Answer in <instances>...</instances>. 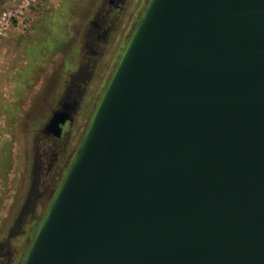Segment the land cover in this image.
Segmentation results:
<instances>
[{
	"label": "water",
	"instance_id": "95a60500",
	"mask_svg": "<svg viewBox=\"0 0 264 264\" xmlns=\"http://www.w3.org/2000/svg\"><path fill=\"white\" fill-rule=\"evenodd\" d=\"M21 264H264V0L148 1Z\"/></svg>",
	"mask_w": 264,
	"mask_h": 264
},
{
	"label": "rangeland",
	"instance_id": "374dc122",
	"mask_svg": "<svg viewBox=\"0 0 264 264\" xmlns=\"http://www.w3.org/2000/svg\"><path fill=\"white\" fill-rule=\"evenodd\" d=\"M148 1H126L122 17L117 12L114 22L121 21L120 42L117 31L109 43L98 45L93 57L86 49L88 24L100 17L105 0H0V247L9 246L11 264L23 261L55 194L44 209L24 220L23 235L10 236L37 185V133L70 84V74L89 63L91 71L98 67L89 87L90 105L81 113L82 140L119 60L118 45L124 46L125 36L129 39Z\"/></svg>",
	"mask_w": 264,
	"mask_h": 264
},
{
	"label": "flooded vegetation",
	"instance_id": "af4514ba",
	"mask_svg": "<svg viewBox=\"0 0 264 264\" xmlns=\"http://www.w3.org/2000/svg\"><path fill=\"white\" fill-rule=\"evenodd\" d=\"M107 7L104 8L98 19L89 21L88 37H87V54L97 56L98 45L102 42H108L110 36L115 35L118 31V43L121 40V21L114 23L116 13L118 18L122 17L125 10L127 0H105ZM111 33V34H110ZM128 38V36H125ZM123 46V42L118 45V57L122 53L128 39ZM109 43V42H108ZM97 67L94 70L89 63L79 66L70 74V84H68L64 93L57 102L55 108L52 109L51 115L43 128L37 133V140L40 142L37 148V159L35 162V172L37 178L36 188L33 189L28 199V205L24 207L23 219L18 223V230L13 231L10 236L20 237L23 235L22 225L28 216L40 209H44L46 204L50 203V199L60 185L66 171L68 170L78 145L81 142V136L84 132V116L81 115L83 108L90 105L87 97L91 81L95 78ZM88 108V107H87ZM56 114L67 116V120L61 125L59 136L54 134V128L48 129V126ZM82 118V121H78ZM83 123V128L82 127ZM34 220V219H33ZM35 224V223H33ZM25 237V236H23ZM9 248V246H6ZM7 248V249H8ZM0 247V264H11L14 260L10 250Z\"/></svg>",
	"mask_w": 264,
	"mask_h": 264
},
{
	"label": "built area",
	"instance_id": "2783aa9c",
	"mask_svg": "<svg viewBox=\"0 0 264 264\" xmlns=\"http://www.w3.org/2000/svg\"><path fill=\"white\" fill-rule=\"evenodd\" d=\"M0 34H2V32L0 31Z\"/></svg>",
	"mask_w": 264,
	"mask_h": 264
},
{
	"label": "crops",
	"instance_id": "0c3cea01",
	"mask_svg": "<svg viewBox=\"0 0 264 264\" xmlns=\"http://www.w3.org/2000/svg\"><path fill=\"white\" fill-rule=\"evenodd\" d=\"M136 17L138 16V15H135Z\"/></svg>",
	"mask_w": 264,
	"mask_h": 264
}]
</instances>
